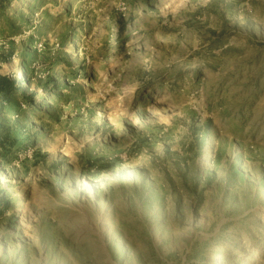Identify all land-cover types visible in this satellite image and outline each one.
<instances>
[{"label": "rangeland", "instance_id": "rangeland-1", "mask_svg": "<svg viewBox=\"0 0 264 264\" xmlns=\"http://www.w3.org/2000/svg\"><path fill=\"white\" fill-rule=\"evenodd\" d=\"M0 264H264V0H0Z\"/></svg>", "mask_w": 264, "mask_h": 264}, {"label": "trees", "instance_id": "trees-1", "mask_svg": "<svg viewBox=\"0 0 264 264\" xmlns=\"http://www.w3.org/2000/svg\"><path fill=\"white\" fill-rule=\"evenodd\" d=\"M14 82H11L7 77H0V95L10 97V91L13 90Z\"/></svg>", "mask_w": 264, "mask_h": 264}]
</instances>
